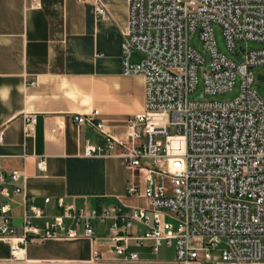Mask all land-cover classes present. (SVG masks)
<instances>
[{
    "label": "built area",
    "instance_id": "obj_1",
    "mask_svg": "<svg viewBox=\"0 0 264 264\" xmlns=\"http://www.w3.org/2000/svg\"><path fill=\"white\" fill-rule=\"evenodd\" d=\"M79 1L106 15L99 0ZM214 24L241 62L218 52ZM196 32L205 55L189 44ZM124 35L122 74L144 82V109L127 120L126 140L105 130L97 110L73 120L104 139L103 145L87 144L85 155L119 151L127 169L142 179L146 204L87 210L58 199L62 212L48 219L27 197L21 224L14 226L10 200L21 192L20 172L0 174V240L9 244L11 262H20L29 242L95 239L93 225L106 224L111 252L120 261H138L132 248L149 242L154 254L172 247L175 264H264V99L252 73L264 66V46L237 50L242 41L264 44V0H128ZM134 53L140 62L131 63ZM200 80L203 89L191 99ZM236 84L232 100L204 99ZM24 117L30 135L36 114ZM37 166L44 171L45 161ZM127 193L139 195L134 181ZM45 218L42 228L33 223Z\"/></svg>",
    "mask_w": 264,
    "mask_h": 264
},
{
    "label": "crops",
    "instance_id": "obj_2",
    "mask_svg": "<svg viewBox=\"0 0 264 264\" xmlns=\"http://www.w3.org/2000/svg\"><path fill=\"white\" fill-rule=\"evenodd\" d=\"M99 2L104 17L92 3L79 0H0V174L20 172L21 192L10 200L14 226L21 224L27 197L48 219L62 212L58 199L87 210L146 204L142 179L127 169L119 151L85 155L87 144L103 145L104 139L89 124L73 120L97 110L105 130L126 140L127 120L144 109L142 76L122 74L128 0ZM29 113L36 114V123L26 135ZM40 160L44 171L37 166ZM131 181L139 195L127 193ZM47 218L33 223L42 228ZM93 229L95 239L29 242L17 264H175L171 247L154 254L149 242L132 248L138 261L117 260L108 226ZM0 264H16L3 240Z\"/></svg>",
    "mask_w": 264,
    "mask_h": 264
},
{
    "label": "rangeland",
    "instance_id": "obj_3",
    "mask_svg": "<svg viewBox=\"0 0 264 264\" xmlns=\"http://www.w3.org/2000/svg\"><path fill=\"white\" fill-rule=\"evenodd\" d=\"M213 30H214V35H215V41H216V46H217V50L220 54L225 55L228 59L233 60L236 63H239L243 60V56L242 57H234L233 53H231L228 48L226 47V43L224 40V37L222 35V31L221 28L214 24L213 25ZM189 44L196 50L198 51L201 55H205V51L202 47V43L199 39V34L198 32H196L190 39H189ZM264 44L261 43H254V42H249V41H242L240 43L237 44V50L239 48L242 49H257L260 47H263ZM142 59V57L135 53L132 57H131V63H138L140 62V60ZM252 73L254 75L255 78V82H254V87L257 90L258 94L261 96L262 99H264V81H261L259 79V76H264V66H256L252 68ZM203 89V85H202V81L200 80L198 83V86L195 90V92L193 94L190 95V98H196L197 96H199L200 92ZM238 91H239V87L238 84H236L232 90L230 91H226L223 93H219V94H215V95H205L204 99L205 100H211V101H228V100H232L234 99L237 95H238ZM174 223V221H172ZM169 253L172 254L173 253V248L171 247V249L169 250Z\"/></svg>",
    "mask_w": 264,
    "mask_h": 264
},
{
    "label": "water",
    "instance_id": "obj_4",
    "mask_svg": "<svg viewBox=\"0 0 264 264\" xmlns=\"http://www.w3.org/2000/svg\"><path fill=\"white\" fill-rule=\"evenodd\" d=\"M259 79H260L261 81H264V76H259Z\"/></svg>",
    "mask_w": 264,
    "mask_h": 264
}]
</instances>
